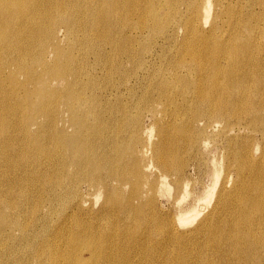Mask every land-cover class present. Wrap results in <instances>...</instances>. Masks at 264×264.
<instances>
[{
	"label": "bare ground",
	"instance_id": "obj_1",
	"mask_svg": "<svg viewBox=\"0 0 264 264\" xmlns=\"http://www.w3.org/2000/svg\"><path fill=\"white\" fill-rule=\"evenodd\" d=\"M150 242L264 264V0H0V264Z\"/></svg>",
	"mask_w": 264,
	"mask_h": 264
},
{
	"label": "rangeland",
	"instance_id": "obj_2",
	"mask_svg": "<svg viewBox=\"0 0 264 264\" xmlns=\"http://www.w3.org/2000/svg\"><path fill=\"white\" fill-rule=\"evenodd\" d=\"M259 10H260V6L259 5H255V8H254V12H259ZM148 123V122H147ZM200 174H202V175H200ZM199 175H200V177H199V175H195V173L191 176L192 178L194 177V178H196L197 179V182H196V184L195 185H193L192 186V182H191V185H190V188H191V186H192V188H191V194L190 195H188V196H186V197H184L183 198V202L181 203V206H188V205H191L194 201H193V199L197 196V195H201L203 192H204V189H206V188H208V187H210L211 186V184H212V180L210 179V177H208L206 174H203V173H200ZM161 194H162V196H160V199H159V207L158 208H160V211L159 212H161V213H163V214H177V212H178V210H177V207L172 203V201H173V199H174V194L175 193H173L172 194V196H171V194L169 195L168 193H166L165 191H162L161 192ZM178 206V205H177ZM209 205H207L206 203H203V202H201L200 203V208H202L203 210H202V214H204V213H206L207 212V210L209 209ZM177 210V211H176ZM200 240V239H199ZM195 241L196 243H198V244H202V243H199L200 241H202V240H200V241ZM151 244H154L155 243V249H154V255H156L155 257H151V258H149L147 261H148V263H147V261L145 262L146 264H155V262H156V264H161V263H163V264H165V262H166V259L165 258H167V254L166 255H163L164 253L163 252H161L162 250L159 248V246L157 245L158 243L157 242H150ZM149 243V244H150ZM181 244V243H180ZM175 244H170V245H168V247H167V250L168 249H170V250H172L173 251V254H171V255H169V259L172 261V259L175 261H170V264H172L173 262H174V264H177V263H180V262H178V259L179 258H177V254H184V253H186V254H188V252H187V249H189V248H194V250H196L195 251V253H194V257L193 258H195L196 257V254H197V249H199V247L197 246V245H188V247L187 246H185V244H181V245H179V244H177V245H175ZM158 246V247H157ZM170 246V247H169ZM182 247V249H180L179 247ZM192 246H194V247H192ZM198 248H197V247ZM174 247H176V248H174ZM187 247V248H186ZM158 250H157V249ZM177 248H178V250H177ZM197 248V249H196ZM137 249V248H136ZM166 250V249H165ZM179 250H181V251H179ZM186 250V251H185ZM194 250H193V252H194ZM204 250H205V248H204ZM156 251H160V254H159V252H156ZM177 251V252H176ZM179 251V252H178ZM184 251V252H183ZM205 251H207V250H205ZM181 252V253H180ZM132 253H133V255H132ZM135 252L133 251V252H131V257H130V259H132V262L134 263V264H140V262H138V261H140V259H139V257H137V255H136V253L134 254ZM163 253V254H162ZM175 253V254H174ZM158 254V255H157ZM162 254V255H161ZM177 255V256H176ZM133 256V257H132ZM172 256V257H171ZM174 256H176V257H174ZM135 257H137L136 258V260H135ZM159 257V258H158ZM160 257H161V259H160ZM163 257V258H162ZM156 258H157V260H156ZM172 258V259H171ZM192 258V260L193 261H195L196 260V258H195V260ZM129 259V262H130V264H133V263H131V260ZM134 259V260H133ZM163 259V260H162ZM152 260H153V262H152ZM156 260V261H155ZM159 260V261H158ZM161 260V261H160ZM155 261V262H154ZM151 262V263H150ZM158 262V263H157Z\"/></svg>",
	"mask_w": 264,
	"mask_h": 264
}]
</instances>
